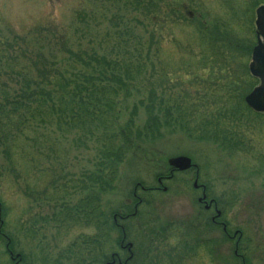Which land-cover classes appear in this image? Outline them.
Returning <instances> with one entry per match:
<instances>
[{
	"label": "rangeland",
	"instance_id": "obj_1",
	"mask_svg": "<svg viewBox=\"0 0 264 264\" xmlns=\"http://www.w3.org/2000/svg\"><path fill=\"white\" fill-rule=\"evenodd\" d=\"M258 1L0 0L2 94L14 85L10 68L38 64V59L28 60L26 54L34 57L42 51L49 65L66 69L71 64L69 52H96L118 60L122 68L130 62L144 64V80L129 83L125 87L129 93L120 92V99H126L123 121L136 103L137 129L142 128L148 118L144 105L154 95L153 115L157 117L165 107L172 115L164 121L169 125H162L158 141L134 143L107 191L90 179L82 182L95 168L94 146L84 147L75 139L58 146L52 180L67 185L58 194L62 199L55 197L57 192L48 182L38 184V199L25 195L5 154L6 136L1 131L8 128L0 123V218L7 221L5 226L0 223V235L6 240L0 239V264L1 259L17 263L12 260L17 256L18 264H73L70 249L80 244L78 250H87L80 256L89 264V252L99 254V248L93 244L90 249L84 240L99 235L100 243H108L110 255L121 249L119 241L124 237L134 243L138 264H264V114L246 116L244 126L236 129L245 131L246 140V149L237 151L213 140H195L184 131L199 128V122L206 120L199 116L204 114L243 113L242 104L259 84L252 82L249 69L257 43L256 10L264 4ZM201 27L211 31L205 39L199 35ZM237 80L239 86L230 88ZM5 96L0 97L1 104ZM182 126L184 130L178 128ZM220 126L228 128L225 122ZM245 126L249 127L240 130ZM14 131L16 140L23 139L21 128ZM180 156L189 157L194 166L175 171L155 192L137 189L138 184L159 188L160 175H168ZM204 187L209 199L216 201L228 232L222 225L211 228L216 210L206 212L198 202ZM91 198L109 220V231L83 215L82 207L74 215L61 213L65 207H88ZM7 239L13 253L8 251ZM121 255L125 260L130 254Z\"/></svg>",
	"mask_w": 264,
	"mask_h": 264
},
{
	"label": "trees",
	"instance_id": "obj_2",
	"mask_svg": "<svg viewBox=\"0 0 264 264\" xmlns=\"http://www.w3.org/2000/svg\"><path fill=\"white\" fill-rule=\"evenodd\" d=\"M198 32L202 39L211 34L209 27L204 29L201 27ZM232 44L237 48L238 43L235 44L232 41ZM212 48H214V43ZM27 51L31 53L29 48ZM32 55L26 54V59H38V64L34 61V66L28 65L18 70L10 68L8 76L14 82V85L11 86L9 92L4 90L5 94L0 91V97L8 95L2 99L4 103H0V123L2 127L8 128L3 129L1 132L2 137H4V133L6 136V141L3 139L6 146L5 154L14 170L12 172L18 175L19 182L24 186L25 195L28 197L38 199V194L40 195L41 193L39 192L38 184L41 187L48 182L51 190L54 189L57 192L55 197L62 199L58 194L62 193L63 189L67 188V185H61V182L57 183L56 180H52L56 171L53 170V160L60 155L57 152L58 146H62L64 143L67 144L72 139H75V143L79 142L84 147L91 145V148H93L94 146L97 151L94 157L95 163L93 164L95 168L89 170L83 176L82 182L90 179L91 182L97 183L101 187L100 189L105 185L106 188H104L107 191V187L112 186L116 182L120 166L123 164L129 150L134 147V143L137 144L138 141L142 143V140L156 142L161 138L164 129L162 125H169L164 121L171 119V110L167 111L169 107H165L163 108L164 111H161L155 117L153 111H155L154 99L156 95H154L153 100L140 102V106L147 102L144 106L146 107L148 118L142 128L137 129L139 105L136 103L133 104L129 119L123 121V112L125 110L123 104L126 99H120V92L127 94L129 91L125 90V87L129 83L144 80L142 74L144 64L142 62L137 64L140 66L139 70L135 67L137 65L132 62L122 68L119 67L118 63L120 62L118 60L107 58L105 55H100L96 52L91 54L87 52L71 54L69 52L68 63L70 62L71 64L68 68L62 69L58 65H49L48 62L51 61L46 58L42 51H38L37 54H34V57ZM241 79L243 80L244 78ZM252 79V82H258L254 77ZM237 82L238 80L232 82L233 85L229 87L239 86ZM239 83L242 84V82ZM6 106L9 107L8 114L6 113ZM204 107L207 108L208 106L205 105ZM244 108L247 109V115L244 112ZM181 109L178 107L179 111ZM209 109L205 112L209 113ZM216 110L219 111V107ZM241 110L243 113L240 112V115L230 111L218 113V115H215L216 112L211 114L198 113L204 114L199 117L201 120L206 119L203 122L206 123V126L199 122L201 124L199 128L189 130H184L183 126L178 128L189 133V136L195 140H213V142L221 144L223 148L236 151L246 149L245 136L243 137L245 131L240 132L236 129L244 126L246 116L255 114L257 117H262L263 115L255 113L246 104H242ZM4 119H7L8 122ZM242 121L245 122L243 125ZM221 122H225L228 128H222L220 126ZM249 126H245L240 130L247 129ZM218 127L220 131L217 130ZM15 128H21V132L24 135L23 139L16 140ZM239 136L242 138H239ZM0 141H2V138H0ZM61 155L65 157L63 152H61ZM172 175L174 176L170 170L168 175L161 174L159 178L167 180V177L170 179ZM137 186V189L143 187L140 184ZM143 191L155 192L154 189L147 188ZM135 193L137 195V190H135ZM135 198L138 199L137 196ZM81 207L84 208L82 214L89 216L94 221L96 220L95 223L99 229L103 230L105 228L104 232L109 231V227L106 226L107 223L109 225V220L105 218L100 209H96L92 198L88 207H65L61 210V213L68 212V214L72 213L74 215L75 211L78 212ZM138 208L134 209L137 214H139ZM1 210L2 204L0 205V213ZM135 215L133 216L135 217ZM53 216H55L54 218L57 221V212ZM126 217L125 215L122 221ZM82 218L85 219L86 217ZM120 218V214H117L118 221L121 220ZM1 219L3 220L4 217L0 218V223L2 222L3 226L7 225V221L3 222ZM99 237L100 235L84 240V244H87L90 249L94 245L97 247V244L99 248V254L97 252H89L91 260L89 264H105L104 262L110 259L109 249H107L108 243H100L99 241L102 237ZM0 239H2L3 243H6L3 236L0 235ZM8 242L9 240L7 239V244ZM80 245L70 249L71 258L69 259L73 264H87L86 260L80 256L81 253H85L87 250L82 249V247L78 250ZM11 246L9 243L7 247L9 250H7L13 253ZM8 251L1 253L2 256L4 257ZM62 257L66 259V256ZM18 259L12 258L15 262L17 261L14 264L19 263ZM137 260L139 262V256L135 260H129L127 264H135ZM1 264L11 263L10 260L6 262L1 259Z\"/></svg>",
	"mask_w": 264,
	"mask_h": 264
},
{
	"label": "water",
	"instance_id": "obj_3",
	"mask_svg": "<svg viewBox=\"0 0 264 264\" xmlns=\"http://www.w3.org/2000/svg\"><path fill=\"white\" fill-rule=\"evenodd\" d=\"M258 42L253 49L252 62L249 66L252 76L260 80V84L246 97L247 105L255 112L264 113V5L256 10ZM175 169L186 171L194 165L186 156H180L173 160ZM197 186V182L195 184Z\"/></svg>",
	"mask_w": 264,
	"mask_h": 264
},
{
	"label": "flooded vegetation",
	"instance_id": "obj_4",
	"mask_svg": "<svg viewBox=\"0 0 264 264\" xmlns=\"http://www.w3.org/2000/svg\"><path fill=\"white\" fill-rule=\"evenodd\" d=\"M247 2H259L258 0H247ZM258 39V37H257ZM175 171L172 170V173H174ZM199 173L197 172V175ZM169 177H167V180H168ZM171 178V177H170ZM164 179L160 178L158 180V185H159V188H156L154 189L155 191L156 190H159L160 188H162V186L164 185ZM195 188L196 189H199L200 186L197 184V186L195 185ZM142 190H145L144 187H141ZM137 190V189H136ZM203 194H202V197H200L198 199V202L204 207L205 211L206 212H210L212 211V209H215L216 210V216H214L213 218H211V228L213 229V227H216L217 226L219 227V225H222L223 226V230L224 232H228V227H227V224L226 223H223L220 221L219 218H221L222 214L221 212L218 210V205L216 203L215 200L213 199H209L207 193L205 192V187L203 189ZM136 196V195H135ZM116 220L118 221V219L116 218ZM238 232H236L235 235H237ZM126 238L124 237L123 239H121L119 241V245H120V250L119 251H115L113 252L111 255H110V259L109 261H106L105 264H127L129 262V260H135L136 257H138V255L135 254V245L134 243H128L127 240H125ZM128 254H130L128 256V258H126L125 260H123V256L121 255V253H124L126 252ZM135 264H137V261L135 262Z\"/></svg>",
	"mask_w": 264,
	"mask_h": 264
}]
</instances>
